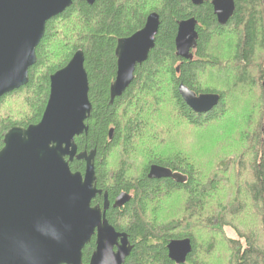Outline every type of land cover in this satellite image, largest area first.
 I'll return each instance as SVG.
<instances>
[{"label":"trees","instance_id":"trees-1","mask_svg":"<svg viewBox=\"0 0 264 264\" xmlns=\"http://www.w3.org/2000/svg\"><path fill=\"white\" fill-rule=\"evenodd\" d=\"M211 1L73 0L47 22L28 84L0 99V109L15 95L26 106L16 118L0 114L1 150L7 131L39 123L50 76L83 52L92 111L88 133L75 144L78 153L96 151V188L110 203L106 219L132 245L124 264H174L166 246L181 239L192 244L185 264H264V0H234L235 12L224 26ZM152 13L160 17L155 47L123 95L109 104L117 41L140 31ZM190 18L197 21L198 42L186 61L176 57L174 40L178 22ZM180 84L197 95L217 94L218 105L194 113L179 95ZM137 144L147 155L138 170ZM211 160L208 169L204 164ZM152 165L187 180L148 179ZM69 167L83 174L85 164L73 160ZM121 193L129 195L128 203L112 208ZM101 202L97 197L92 204ZM246 217L257 224L247 226ZM94 242L85 246L83 264Z\"/></svg>","mask_w":264,"mask_h":264},{"label":"water","instance_id":"water-1","mask_svg":"<svg viewBox=\"0 0 264 264\" xmlns=\"http://www.w3.org/2000/svg\"><path fill=\"white\" fill-rule=\"evenodd\" d=\"M73 0H0V99L29 82L36 64V48L48 21L62 14ZM207 0H191L200 6ZM92 5L95 0H86ZM217 23L224 26L235 12L234 0L210 2ZM160 17L150 14L144 27L117 41L116 76L109 104L123 95L155 47ZM197 21L177 24L175 55L190 60L197 47ZM179 68H177L178 72ZM264 95V81L262 84ZM84 54L78 50L69 63L49 78V96L41 120L27 128L14 127L3 136L0 150V264H83V250L94 238L88 264H124L132 251L125 233L107 221V193L96 188V151H77L75 138L88 133L92 111ZM178 92L196 114H206L219 103L217 94L197 95L183 84ZM109 140L113 130L109 131ZM85 164L83 174L72 172L73 161ZM148 179H170L184 184L187 178L168 168L152 165ZM103 196V206H92ZM119 194L112 208L128 203ZM168 259L185 264L192 251L190 239L172 240Z\"/></svg>","mask_w":264,"mask_h":264},{"label":"rangeland","instance_id":"rangeland-1","mask_svg":"<svg viewBox=\"0 0 264 264\" xmlns=\"http://www.w3.org/2000/svg\"><path fill=\"white\" fill-rule=\"evenodd\" d=\"M58 48V47H56ZM55 48V49H56ZM26 111V106H25V103H24V100H23V97L20 96V95H15L13 96L12 98H8L6 100V102L4 103V105L2 106V108L0 109V114L1 115H11L13 116L14 118L18 117V115H20L21 113L25 112ZM232 136V135H231ZM230 136V137H231ZM229 137V138H230ZM231 143H234L233 141H230L228 144H226L227 146H230ZM136 154L134 155V158L135 161H136V164H135V167H136V170H138V168L144 164V162L147 160V155L144 154V150H143V146L141 147V149L139 148L138 144H137V148H136ZM212 159V158H211ZM212 160L209 161V162H206L204 165L209 169L212 165ZM138 166V167H137ZM245 223H247V226H252V225H255L257 224L256 222H254L251 218L249 217H246L245 218ZM225 232L227 234V236L229 238H232V239H237L235 233L233 230L229 229V228H226L225 229Z\"/></svg>","mask_w":264,"mask_h":264},{"label":"flooded vegetation","instance_id":"flooded-vegetation-1","mask_svg":"<svg viewBox=\"0 0 264 264\" xmlns=\"http://www.w3.org/2000/svg\"><path fill=\"white\" fill-rule=\"evenodd\" d=\"M97 197H101V198H102L101 205H100V204H94V205L92 204V206H97V205H98V206H100V208H101V207L103 206V201H104V200H103V196H97ZM97 197H96V198H97ZM96 198H95V199H96ZM95 199H94V200H95Z\"/></svg>","mask_w":264,"mask_h":264}]
</instances>
